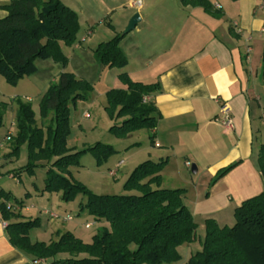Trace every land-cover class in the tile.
Here are the masks:
<instances>
[{"label":"trees","instance_id":"1","mask_svg":"<svg viewBox=\"0 0 264 264\" xmlns=\"http://www.w3.org/2000/svg\"><path fill=\"white\" fill-rule=\"evenodd\" d=\"M238 1V0H233ZM184 6L202 8L212 13L208 0H181ZM8 16L0 20V74L9 82L33 75L38 71V60L53 58L63 63L61 44L72 46L80 32V19L76 11L62 0H10L3 7ZM123 37L117 36L101 43L95 50L100 64L111 69H124L128 58L120 47ZM119 79L126 89L108 92L109 102L118 117L125 120L111 128L115 138H128L140 129L147 128L153 134L158 127L160 112L150 99L161 91L160 83L144 84L133 81L127 73ZM92 87L77 80L72 73H62L57 84L50 86L40 104L44 116L54 113L55 123L40 128L32 106L18 100L17 137H10V158H18L21 146L28 145V164L16 170L33 176L40 162L50 167L46 172L43 192L61 194L66 203L80 195L86 198L81 210H86L97 221L108 224L85 244L71 233L60 235L59 240L47 244L33 242L30 232L41 225L39 218L24 220L21 210L25 200L0 189L2 219L10 222L6 227L12 246L31 256L34 263L43 264H173L181 260L178 249L198 240V225L190 209L184 203V189L163 188L161 173L168 161H147L138 166L125 184L132 195H95L82 183L72 178L70 167L78 166L80 156L91 153L98 164L108 160L113 147L98 143L86 151L70 153L67 148L69 129V104L86 100ZM149 99V101H145ZM8 105H0V129ZM139 145V144H138ZM259 168L264 182V144L259 153ZM240 163L222 169L212 184L230 173ZM18 207L20 212L8 209ZM234 226L220 227L215 220L205 222L206 235L201 241V251L188 259L187 264H264V191L235 210ZM60 254L71 258L57 259ZM86 255L85 258H80ZM42 264V263H41Z\"/></svg>","mask_w":264,"mask_h":264},{"label":"crops","instance_id":"2","mask_svg":"<svg viewBox=\"0 0 264 264\" xmlns=\"http://www.w3.org/2000/svg\"><path fill=\"white\" fill-rule=\"evenodd\" d=\"M90 1L62 0L78 13L81 27L88 25V36L99 19L112 21L117 12L127 25L135 14L141 17L134 42L120 44L128 65L117 77L127 73L133 81L161 85L150 99L161 115L155 147L169 163L161 173L162 187L170 163L191 171L196 166L193 177L182 169L169 177L179 185L173 189L186 191L184 203L198 225L201 246L205 235L198 232L206 231L207 220L229 226L235 210L264 191L258 161L264 144V0H208L212 13L181 0H142L141 8L133 0ZM9 4L0 0V20L8 16L3 7ZM127 6L133 11L128 16ZM108 27L115 30L112 23ZM118 87L126 89L122 83ZM226 114L233 129L219 122ZM235 163L240 164L212 184L219 171ZM24 207V220L32 218L36 206L25 200ZM13 221L0 219V264H36L12 246L6 227Z\"/></svg>","mask_w":264,"mask_h":264},{"label":"rangeland","instance_id":"3","mask_svg":"<svg viewBox=\"0 0 264 264\" xmlns=\"http://www.w3.org/2000/svg\"><path fill=\"white\" fill-rule=\"evenodd\" d=\"M90 2L96 3L94 0ZM123 10L126 11V16L133 13L128 6ZM120 13L122 12H117L112 21L105 18L99 19L95 25H92L94 29L92 36L87 35L88 25L83 24L81 27L80 24L81 29L76 42L72 46L61 44V52L67 59L66 63L53 58L46 61L38 60V71L33 75L19 79L14 84L0 74V105L2 103L8 105L4 126L0 129V186L11 192L14 197L26 200L29 205L36 206L32 209L31 217L39 218L41 225L30 232L33 242H46L49 245L58 241L60 235L71 233L85 244H91L94 236L109 226L107 223L97 221L86 210L80 209L81 204L86 202L84 196L80 195L74 202L66 203L62 200L61 194H45L43 192L46 172L50 167L47 162H40V165L44 166L36 168L33 176L25 171L22 172L21 179L16 177L17 174L14 171L25 167L29 160L27 144L21 146L18 158L8 157L11 152V141H8V135L13 138L18 135L16 114L19 109L18 100L32 106L38 126L47 130L48 127L55 124L53 123L55 112L49 111L44 116L40 104L50 86L59 82L62 73H72L77 80L92 87L86 100L69 104L71 134L67 139V148L71 150L70 153H77L86 151L99 142L113 147L114 152L108 160L101 164H98L91 153H86L79 157L78 166L69 168L72 178L82 183L95 195L138 194L125 190L124 186L131 174L138 166L147 161L160 162V148L155 147V143L153 144L150 139L153 132L147 128L140 129L123 139L115 138L110 133L113 126L121 125L125 120L117 116L118 111L113 110L108 97V92L119 89L118 86L122 83L117 77L120 69H111L100 64L95 50L99 44L108 42L117 36L123 37L124 43H120L123 48L134 42L135 30L124 35L128 19L125 18L122 21L119 18ZM110 23L114 25L115 30L108 27ZM84 36L85 39L82 40ZM86 38H88L87 41ZM80 44H82L81 48H77L80 47ZM169 167L170 170L164 177V188L166 189L171 190L179 186L169 177V172L173 174L174 171L182 169L187 175H194L191 169L184 168L183 163H170ZM111 172H114V175ZM11 175L15 178L10 179ZM46 210L55 213L59 218L50 222L51 219L44 214ZM69 217L72 218L71 221H67ZM32 218L28 217L26 220ZM230 218L231 221L227 224L234 226L235 218L233 215ZM204 231L198 233L206 235ZM178 251L181 260L173 264H187L191 256L201 251V246L196 241L191 245L181 246ZM85 257L86 255L80 256V258ZM68 258H71L69 254H60L57 257L60 260Z\"/></svg>","mask_w":264,"mask_h":264},{"label":"built area","instance_id":"4","mask_svg":"<svg viewBox=\"0 0 264 264\" xmlns=\"http://www.w3.org/2000/svg\"><path fill=\"white\" fill-rule=\"evenodd\" d=\"M133 6L136 7V8H141L142 7V0H133ZM218 8H220L219 6H217ZM145 101H149V99H145ZM220 124L222 126H224L225 128L227 129H233L234 128V123H233V120L232 118L229 116V115H225L224 118H221L219 120ZM10 140V137H8V141ZM158 146V145H157ZM123 163V162H122ZM188 167H190L189 164H187ZM112 175H114V172H111ZM15 177L14 176H10V179H14ZM8 209L9 210H12V211H16L18 212L20 209H18V207H13L12 205H8ZM28 211V210H27ZM44 214L46 216H48L52 221L54 220H57L59 218L58 215H56L55 213H50V212H44ZM0 219H2V215H1V212H0ZM72 218H67V221H71ZM89 226V225H88ZM39 264H43V262H38Z\"/></svg>","mask_w":264,"mask_h":264},{"label":"water","instance_id":"5","mask_svg":"<svg viewBox=\"0 0 264 264\" xmlns=\"http://www.w3.org/2000/svg\"><path fill=\"white\" fill-rule=\"evenodd\" d=\"M140 22H141V17H140V15L137 13V14H135V15L131 18V20L129 21V24H128V26H127V29H126L124 35H127V34H129L130 32L134 31L135 28L137 27V25H138ZM192 172H193L194 175L197 174V168H196L195 165L192 166Z\"/></svg>","mask_w":264,"mask_h":264}]
</instances>
